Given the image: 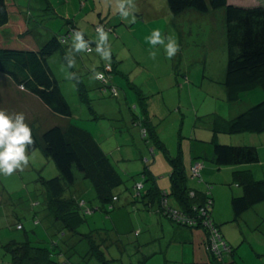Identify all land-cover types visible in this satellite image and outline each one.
<instances>
[{"label":"rangeland","instance_id":"1","mask_svg":"<svg viewBox=\"0 0 264 264\" xmlns=\"http://www.w3.org/2000/svg\"><path fill=\"white\" fill-rule=\"evenodd\" d=\"M12 1L18 7L20 14L27 18L31 32L39 45L53 34L62 35L66 31H69L68 36L72 43L74 33L67 22H72L95 42L96 46L90 48V51L76 52L72 50L71 45L62 50V55L56 53L48 59V64L69 105L70 118L51 114L36 97L18 88L9 78L0 74V111L13 118L17 114H23L24 123L27 126L35 124L34 127L39 135L54 126L62 127L68 123L86 130L108 155L113 167L122 178L124 184L114 189L119 197L118 209L108 214L99 210L93 213L87 212L85 224L88 228L110 230L115 226L113 240L118 239L117 245L124 243L126 244L124 247H128L137 239L134 236L135 230H130L132 223L135 224V229L139 228L141 231L139 238L141 242L153 234L158 236L160 232L162 234L159 226H154V230L152 229L149 218L155 219L157 216L167 227L170 225L163 219H168L163 212L149 216L145 221L141 216L143 203L138 202L137 205L141 212L136 211L131 204L126 205L129 193L126 188L132 190L137 185H146L141 174L145 167H148L155 177L160 190H163L162 193L165 192L164 194L167 195L165 197L167 205L170 207L175 205V198L169 196L172 165L160 149L148 144L147 136H141L142 129L131 124L129 108H134V104L127 105L122 95L123 93L128 97L134 95L130 89L133 83L147 94L161 91V95H153L149 99V113L157 114L156 117L158 113L160 115L157 120L158 126L155 128L158 135H161L160 139L170 158L181 154L182 165L189 177L188 187L193 189L199 187L203 189L202 192L210 193L213 199L212 217L215 214L221 218L222 224L216 223L220 225L222 237L227 245L226 254H234L237 264H259V262L264 264V203L253 206L237 220L233 219L231 209V196L241 193V188L233 180V172L244 169L241 167H249L252 168L251 174L254 180H263L264 162L219 167L211 161L214 142L246 147L260 144L251 141L252 134L249 133H220L214 136L211 126L215 115L233 118L232 116L235 117L245 110L249 100L254 102L252 105L264 100V93L260 89L241 93L235 103H230L226 99L222 85L228 61L224 10H210L206 14L187 11L174 17L168 10L166 0H130L131 7L127 8L129 15L124 17L118 10L120 0ZM228 4L238 7L264 6V0H228ZM97 25L115 31V33L105 31L108 40L104 46L110 51L108 60L103 59L96 52L100 44L99 34L95 29ZM157 30L161 33L165 44L168 38L176 40L179 49L173 57L167 56L164 45L149 43L150 36ZM6 32L8 36L11 34L9 30H5L4 35L7 34ZM111 53L116 54L115 57L121 60L118 66L126 76L118 74V71H111L110 78L106 82L96 80L95 74L99 73L97 68L105 64L110 65L112 62ZM69 60L73 61L71 66ZM104 75L107 76L106 73ZM148 75L150 76L146 77ZM175 81L176 88L173 85ZM181 82L186 83L183 91H180L178 86ZM79 84L87 85L86 94L83 91L79 92ZM111 89L117 91V97L111 95ZM171 92L176 98L173 108L165 103ZM137 108L140 110L139 105ZM121 124H126V128L120 127ZM253 137H257L258 140L260 136ZM194 149H200L206 156L205 159L198 157L192 159L194 164L205 166L201 176L198 177H192L189 167L190 152ZM25 155L27 164L21 165L12 174L0 172V264H11L10 253L5 248L6 244L12 240L23 241L25 232L30 237L32 232H36L39 236L43 227L46 228V223L37 227L32 224L33 211L30 208L33 201L41 203L43 200V188L39 178L51 179L58 175V171L39 148L33 151L26 150ZM85 182L87 189L82 195V200L89 203L94 196V190L89 182ZM78 183L80 184L81 181L79 180ZM141 192H145V187ZM96 205V202L92 201V206L96 207ZM41 208H33L40 223L45 220ZM17 224L22 225L23 229H17ZM147 225L149 226L146 227ZM47 228L50 231L49 235L57 230L52 226ZM163 235L165 238L160 239V235L155 246L161 241L170 240L168 234ZM41 236L42 239L47 240L45 233ZM117 245H113L110 249V255L114 258L120 257L116 249ZM151 249L152 246L144 249V255ZM129 252L135 254L134 249L132 251L130 247L128 250L126 248L122 261L134 264L136 258L129 256ZM205 254L208 264H212L210 255ZM175 258L174 262L173 259H168L172 262L167 264H190L179 254ZM228 259L229 257L226 263H229ZM157 261L158 259L153 260V264H157Z\"/></svg>","mask_w":264,"mask_h":264},{"label":"trees","instance_id":"2","mask_svg":"<svg viewBox=\"0 0 264 264\" xmlns=\"http://www.w3.org/2000/svg\"><path fill=\"white\" fill-rule=\"evenodd\" d=\"M166 4L174 17L187 11L206 14L210 10L223 9L228 53L222 83L226 99L230 103H235L241 93L255 89H260L264 93V6L238 7L229 5L228 0H166ZM66 24L72 28L73 33H83L72 22ZM98 26L106 32H113L111 28L102 25L95 27ZM3 30H9L11 34L8 36L6 32L4 35ZM68 33L69 31L62 35L53 34L39 45L31 32L27 18L20 14L13 1L0 0V74L9 78L18 88L36 97L51 114L62 118H70L71 112L48 59L56 53L62 55V50L72 45ZM83 35L90 51V48L96 46L95 42L84 33ZM71 47L74 50L73 46ZM111 58V71L117 72V62L113 60L114 56ZM103 68L104 66H101L97 71L101 73ZM95 79L98 80L96 74ZM78 86L79 92L83 91L86 94L87 85ZM136 88V85H130V89ZM129 110L133 126L141 128V136H147L148 144L160 149L172 165L169 196L175 198V206L178 205L179 209L167 205L165 199L167 195L165 192L162 193L148 167L141 173L145 186L140 184L141 189L134 187L132 190L126 188L129 192L126 205L131 204L135 210H139L138 202L143 203V211L163 212L172 224L188 229L202 228L205 234V249L212 244L211 239L217 236L227 246L222 240L220 226L212 217L213 199L210 193L188 187L189 177L182 165L181 154L170 158L159 140L157 128L149 120L145 109L143 111L138 109V114L131 108ZM34 125L28 126L33 143L27 145L26 150L41 149L44 156L55 165L58 175L48 180L39 178L43 188V200L41 203L33 201L30 208L33 211L32 224L35 227L46 223V228L43 227L42 232L47 235V240L42 239L41 235H44L42 232L39 236L32 232V237L25 232L23 241H10L5 248L10 253L11 264H123L122 260L110 255L111 247L119 242L118 239L113 240L115 230L91 229L85 224L87 212L99 210L108 214L117 207L119 197L114 189L124 182L108 155L89 132L74 124L54 126L41 135ZM211 129L214 136L220 133L264 132V100L251 105L232 119L215 115ZM213 145L211 161L219 167L250 165L259 160L256 148L251 146L221 145L216 142ZM199 158L205 159L206 156L202 155ZM79 180L89 182L93 188L92 199L96 202V207L92 206V201L87 203L82 200L85 191L81 190ZM233 180L241 188V193L231 198L233 219L237 220L244 212L264 202V179L256 181L252 179L249 170H235ZM70 187L75 188L70 190ZM144 187L145 192L142 193ZM34 207H42L45 220L43 219L41 223ZM189 221L194 223L189 225L187 224ZM18 226L20 228H17ZM48 226L56 227L57 230L49 235ZM16 228L23 229L20 224H17ZM130 244L138 252L139 241L136 239ZM124 245L126 244L123 243L122 250L126 252ZM218 247L216 253L207 249L206 252L214 264H227L226 259L232 253L227 255V249L224 251L221 245ZM147 258L142 256L140 264Z\"/></svg>","mask_w":264,"mask_h":264},{"label":"crops","instance_id":"3","mask_svg":"<svg viewBox=\"0 0 264 264\" xmlns=\"http://www.w3.org/2000/svg\"><path fill=\"white\" fill-rule=\"evenodd\" d=\"M113 32L115 33L114 30H113ZM111 56H114V59L113 60L117 62V64H116L117 71L120 72L122 76L123 75L126 76V74L123 73L122 70H120V66H118L121 63V60L119 61L117 59V57H115L116 54L111 53ZM149 76L150 75H148L146 77H149ZM175 79H177V78H175ZM173 85L176 88L177 87V82L176 81L173 82ZM185 85H186L185 82H181V84L178 85L179 88H180V91H183L184 90ZM132 91L134 93V95L132 94V97H128L126 93H123V95H122L123 96V99H126L127 100V102L125 100V103H127V105H133L134 104V108L131 107V106L130 107L137 114H138L137 105H139V107H141L140 108L141 111H143V109H145V111L147 113V116H148L149 120L152 122V124L155 125V126H158L157 120H158V117H160V115L158 113V117H156L157 114L149 113V110H148V108H149L148 101H149V99L153 95H161V91L158 90L155 93L149 92V94H147V93L142 92L139 87H137L136 89H134ZM255 97L257 98V96H255ZM165 103L170 108H173L175 106L176 98H175V95L173 96L172 92L169 94V96L167 98V101ZM252 103H254V102L251 101V100H249L248 104L245 106L246 108H244V109L246 110L248 107H250L252 105ZM152 116H154V118ZM131 117H132V114H131ZM232 117L234 118V116H232ZM229 118H230V116H228V118H225V119H229ZM230 119H232V118H230ZM181 125H183V124H181ZM126 126H127L126 124H121L120 127H122L124 129V128H126ZM156 131H157V129H156ZM157 134H159L158 131H157ZM249 134H252L251 137H250L251 141H253V142L256 141L257 143H260V144H255L257 146H255L254 144H252V145H254L253 147L256 148V150L258 152V158H259V160H258L257 164H260V163H262V161L264 162V160H263L264 158H262V157H264V138H263L264 132L259 133V134H257V133H249ZM253 134H257L258 136H260V137H258V140L260 142H258L257 137H253V136H257V135H253ZM124 135H126V134H124ZM160 136L161 135H158L160 142H162V140L160 139ZM179 138H180V136H179ZM258 145H260V146H258ZM190 155L191 156H190V161H189L190 162V166L189 167H192L194 165L192 159H194V157H198L199 158V156H202L203 155V152L200 149H194L192 152H190ZM200 166H201V168L199 170L198 176L199 175L201 176L202 170L205 168L204 164L203 165L200 164ZM250 167H252V166H250ZM241 168H244L242 170H249L252 173V168L251 169L249 167H241ZM252 179H253V177H252ZM156 183H157L158 187L160 188V186H159V184H158L157 181H156ZM80 186H82V189L81 190H84L85 191L87 189L86 188V182H85V180H82L81 181ZM194 189L195 190H198V191H201V192L203 190V189H201L199 187L197 189L196 188H194ZM233 196H231V198ZM93 199H94V196H93ZM93 199L91 201H93ZM118 201L116 202V206L117 207H116V209L114 211H116L118 209V207H119ZM174 204L176 205V201H174ZM175 205L173 207H175L176 209H179L177 207L178 205L177 206H175ZM125 211H127V210L125 209ZM136 211L141 212V210H136ZM246 212H244L241 216H243ZM114 213H116V212H114ZM141 213H143L141 216H143V219L145 221H146L147 218H149V216L152 217V216L158 215V213L156 211H154V210H151V211H145L144 210ZM213 216H214L213 218H214V221L215 222L221 223V218H219V216H216L215 214ZM149 219L151 221V223L149 225L152 227L153 230H154V226H159L161 228L162 234H161L160 230H158L160 232V235H161V236L159 235L160 236V239L165 238L163 234H168L170 240L169 241L166 240L164 242L161 241L157 245L158 246L157 247V246H155V243L158 240L159 236H158V234H153V236H148V238L147 237L144 238L143 242H141L140 239H139L140 238L141 231L139 230V228H136L137 229L136 230L135 229V224L132 223V228L130 230H132V231L135 230L134 231V236H136L137 240L139 241V247H138L139 250H138V252L135 251L134 252L135 253L134 255L133 254H130V252L128 254L129 256L131 255L133 257V259L136 258V262L134 264H140V260H141V257L142 256L148 257L147 260H145V262L143 264H153V260H157V259H158V261H157L158 263L157 264H160V263L161 264H167V262H172L171 260H168V259H173V262H174L175 259H176L175 256H177V254H179V256H181L184 261L189 262L190 264H208V259H207V256L205 254L207 252H206L205 245H204L205 244V242H204V240H205V234H204L202 228L195 227V228H192V229H188V228H185V227H182V226H178V225L172 224L168 219L163 218V219H165L166 221H168L170 223V225L167 227L166 224H164L161 221V219L159 217H157V216H156L155 219L154 218H152V219L149 218ZM149 225H147L146 227H148ZM112 228L115 230V226H113ZM147 230L149 231V229H147ZM222 240L224 241L223 237H222ZM202 245H203V248H202ZM150 246H152L151 251L148 254L144 255V251L143 250L150 248ZM129 247L133 251L134 248L132 246L125 247V249L127 248V250H128ZM122 248H123L122 245H120V246L117 245V248H116L119 251V253H120V257H119L120 260H122V258L125 257V254H124V251L122 250ZM208 256H209V254H208ZM261 256H263V254H261ZM228 262L229 263H227V264H237V262L235 260L234 254H232L231 256H229ZM123 264H130V263L123 262ZM212 264H214L213 261H212ZM259 264H260V262H259Z\"/></svg>","mask_w":264,"mask_h":264},{"label":"clouds","instance_id":"4","mask_svg":"<svg viewBox=\"0 0 264 264\" xmlns=\"http://www.w3.org/2000/svg\"><path fill=\"white\" fill-rule=\"evenodd\" d=\"M128 7H131L130 0H120L118 10L122 16L127 17L129 15ZM97 31L100 44L97 46L96 52L103 59L108 60L110 59V51L104 46L108 40V34L102 28ZM149 43L151 45H164L169 58L173 57L179 49L175 39L168 38V42L165 44V40L161 38V33L158 30L152 33ZM72 46L76 52L89 49V44L81 32L73 34ZM72 63L73 61L69 60V66ZM96 75L102 78V74L97 73ZM32 143V133L24 123L23 114H17L13 118L4 111H0V172L12 174L21 165L27 164L26 146Z\"/></svg>","mask_w":264,"mask_h":264},{"label":"built area","instance_id":"5","mask_svg":"<svg viewBox=\"0 0 264 264\" xmlns=\"http://www.w3.org/2000/svg\"><path fill=\"white\" fill-rule=\"evenodd\" d=\"M98 29H100V27L98 26V27H96V30H98ZM89 50V49H88ZM111 72V67H110V65H105L104 66V68L102 69V72L101 73H99V74H102V78H100L99 76H97L96 75V78L98 79V80H102V81H107L108 80V78L110 77L109 76V73ZM104 73H106L107 74V76H105L104 75ZM111 93H112V95L113 96H117V91L115 90V89H111ZM200 168H201V166H200V164H194L192 167H191V175H192V177H198V173H199V170H200ZM137 187V189H141V185H137L136 186ZM113 200H115V198L113 199ZM194 222H192V221H189L187 224H189V225H192ZM17 228H20V226H18ZM212 240V244L207 248L206 247V249L208 250V251H211V252H218V250H219V245H221L222 246V250H226L227 249V246H225V244L222 242V241H220V237H215V238H212L211 239Z\"/></svg>","mask_w":264,"mask_h":264}]
</instances>
